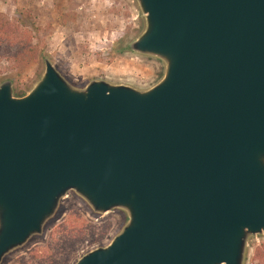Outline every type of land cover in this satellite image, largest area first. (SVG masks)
<instances>
[{
	"label": "water",
	"instance_id": "water-1",
	"mask_svg": "<svg viewBox=\"0 0 264 264\" xmlns=\"http://www.w3.org/2000/svg\"><path fill=\"white\" fill-rule=\"evenodd\" d=\"M134 1L152 88L75 89L48 60L27 95L0 85V264L70 192L127 216L75 264H244L264 236V0Z\"/></svg>",
	"mask_w": 264,
	"mask_h": 264
},
{
	"label": "rangeland",
	"instance_id": "rangeland-1",
	"mask_svg": "<svg viewBox=\"0 0 264 264\" xmlns=\"http://www.w3.org/2000/svg\"><path fill=\"white\" fill-rule=\"evenodd\" d=\"M0 14L21 22L41 51L40 57L25 69L0 61V85L11 82L13 94L20 90L27 95L44 72V60L75 89H83L92 81H104L146 91L162 79L164 64L158 59L129 50L120 53L144 30V20L134 0H0ZM126 222L123 211L95 214L81 198L67 193L41 235L9 253L1 264H38L33 261L34 255L53 253L54 249L50 251L48 247L51 239L60 234L61 226H67L68 231L85 230L83 239L73 236L66 246L55 248L62 255L70 251L68 264H75L88 252L107 246ZM97 239L101 241L94 242ZM263 245L264 236L250 238L244 264H257L252 260L253 253ZM65 259L56 256L54 264H64Z\"/></svg>",
	"mask_w": 264,
	"mask_h": 264
},
{
	"label": "trees",
	"instance_id": "trees-1",
	"mask_svg": "<svg viewBox=\"0 0 264 264\" xmlns=\"http://www.w3.org/2000/svg\"><path fill=\"white\" fill-rule=\"evenodd\" d=\"M128 50V48H125L121 50L120 53ZM40 55V48L33 42L29 31L23 27L21 22L11 21L4 15L0 14V61L4 60L13 65L15 69H25L33 64ZM14 96L23 97L25 96V93L24 91L14 90ZM60 230V234L51 239L50 247H48V250L50 251L54 249L53 253L50 255L47 253L42 257H39L38 254H36L33 257V261H38V264H41V261L48 264H54V257L63 256L66 258L64 264L69 263L70 251L65 250L62 255L61 251L55 250V248L66 246L70 241V238H73V236H75V238L83 239L86 236L85 230L80 228L77 232L74 230L68 231L67 226H61ZM100 241L101 239H97L94 242L99 243ZM252 260L257 264H264V245L254 250Z\"/></svg>",
	"mask_w": 264,
	"mask_h": 264
}]
</instances>
